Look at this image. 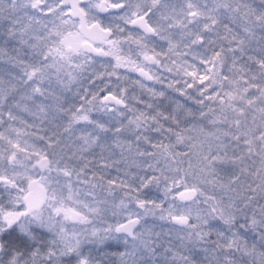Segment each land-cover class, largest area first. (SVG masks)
<instances>
[{
  "label": "snow or ice",
  "instance_id": "snow-or-ice-1",
  "mask_svg": "<svg viewBox=\"0 0 264 264\" xmlns=\"http://www.w3.org/2000/svg\"><path fill=\"white\" fill-rule=\"evenodd\" d=\"M3 65L0 264H264V0H0Z\"/></svg>",
  "mask_w": 264,
  "mask_h": 264
},
{
  "label": "trees",
  "instance_id": "trees-1",
  "mask_svg": "<svg viewBox=\"0 0 264 264\" xmlns=\"http://www.w3.org/2000/svg\"><path fill=\"white\" fill-rule=\"evenodd\" d=\"M5 67H7V65H6ZM97 67H98V66H97ZM165 75H167V73H165ZM155 87H156L157 89H159V88H161V87H163V86L160 85V84H156ZM165 90H166V91H170V90H167V89H165ZM172 95H177V94H176V93H172ZM144 98L147 99V96H145ZM178 99H180L182 103H189L190 106H191L193 109H195V108L197 107V105L191 104L190 102H185V101H183V98H182V97H178ZM157 223H162V222H157Z\"/></svg>",
  "mask_w": 264,
  "mask_h": 264
},
{
  "label": "flooded vegetation",
  "instance_id": "flooded-vegetation-1",
  "mask_svg": "<svg viewBox=\"0 0 264 264\" xmlns=\"http://www.w3.org/2000/svg\"><path fill=\"white\" fill-rule=\"evenodd\" d=\"M97 59H103V58H97ZM128 75L130 76V77H132L133 79H141L140 77H138L137 76V74L135 73V72H130V73H128ZM144 83L145 84H149V83H151V82H146V81H144ZM135 86L134 85H131V84H129V88H134Z\"/></svg>",
  "mask_w": 264,
  "mask_h": 264
},
{
  "label": "rangeland",
  "instance_id": "rangeland-1",
  "mask_svg": "<svg viewBox=\"0 0 264 264\" xmlns=\"http://www.w3.org/2000/svg\"><path fill=\"white\" fill-rule=\"evenodd\" d=\"M6 65H3V66H0V67H5ZM135 91L137 94H139L140 93V89L139 88H137V87H134V88H129V92H132V91Z\"/></svg>",
  "mask_w": 264,
  "mask_h": 264
},
{
  "label": "water",
  "instance_id": "water-1",
  "mask_svg": "<svg viewBox=\"0 0 264 264\" xmlns=\"http://www.w3.org/2000/svg\"><path fill=\"white\" fill-rule=\"evenodd\" d=\"M137 74V73H136ZM137 76H138V74H137ZM139 77V76H138ZM141 78V77H140ZM146 82H150V81H147V80H145Z\"/></svg>",
  "mask_w": 264,
  "mask_h": 264
}]
</instances>
